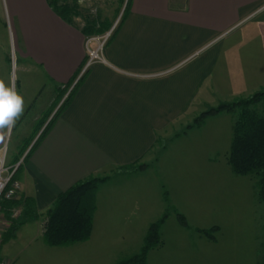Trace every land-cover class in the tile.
Wrapping results in <instances>:
<instances>
[{
    "label": "crops",
    "instance_id": "1",
    "mask_svg": "<svg viewBox=\"0 0 264 264\" xmlns=\"http://www.w3.org/2000/svg\"><path fill=\"white\" fill-rule=\"evenodd\" d=\"M67 1L86 8L99 0ZM5 4L6 10L9 6L15 16L19 56L32 69L23 73L29 71L34 80L41 77L48 82L47 88L42 82L29 98L23 90L19 92L25 101L18 123L27 115L31 103L44 93L42 108L33 116L37 119L33 125L41 124L40 130L68 88L78 80L66 106L52 117L31 151L28 149L36 134L23 140L25 146L16 144L10 151L1 150L0 141L3 166L9 169L15 164L12 179L18 185L16 198L31 197L34 212L38 213L34 218L25 217L21 215L22 206L19 207L14 221L21 223L9 240L18 236L24 221H33L51 206L60 190L83 177L103 176L106 179L93 191L94 210L88 237L68 245H50L55 248V261L50 264H95L87 259L99 249V242L125 235L136 224L139 227L143 215L149 218L147 222L158 218L156 187L141 172L151 167L152 159L160 172L181 160L171 162L165 158L168 142L179 139L180 145L175 147L188 158L198 159L200 148L201 157L204 155L203 142L192 129L207 126V120L220 126L222 118L218 117L220 112H214L205 116L199 126L185 128L195 115L191 108L200 111L211 107L212 102L221 103L212 95L224 88L231 97L264 87V0H128L122 21L98 52L100 60L92 61L84 70L86 37L77 25L82 24L81 14L69 23L47 5V0H5ZM100 20L108 23L105 18ZM7 51L0 50L1 62H6ZM0 71V80L10 85L8 68ZM65 84L68 86L59 96L58 89ZM177 125L184 128L175 131ZM156 136L164 140L163 148L155 142ZM131 162L146 165L130 172L119 170V165ZM179 168L198 173L204 167ZM166 191L169 194V189ZM170 210L173 209L169 206V213ZM5 228H0V237ZM23 229L27 236L39 231ZM195 252L191 248L172 247L165 262L153 263L145 256L144 264H179L168 261L180 259L182 253L185 257ZM196 255L194 258L200 263H195L204 264V253L197 250ZM0 257L10 264H19L18 257H11L5 250ZM32 264L42 263L33 260Z\"/></svg>",
    "mask_w": 264,
    "mask_h": 264
},
{
    "label": "rangeland",
    "instance_id": "2",
    "mask_svg": "<svg viewBox=\"0 0 264 264\" xmlns=\"http://www.w3.org/2000/svg\"><path fill=\"white\" fill-rule=\"evenodd\" d=\"M125 1L99 0L90 7L81 8L78 6V8L81 14L91 13L90 15L98 21L105 18L108 21L105 24L111 26V23L115 19L118 20L119 15L122 13ZM5 5V0H0V50L1 52L8 50L6 62L4 60L3 62L0 61V70L6 66L9 71V83H14L17 92L23 90L24 95L29 98L30 93L36 87H40L42 82L46 83L45 87L47 88L48 82L45 78L41 80V77L34 80V74L29 73V71H32L31 67H27L28 64L25 66V62L20 58L17 47L19 43L17 42L15 16L9 6V11L6 10ZM77 18L79 19L80 16ZM77 25L81 26L80 24ZM92 45L93 43L88 42L89 47H92ZM26 70H29L28 73H23ZM225 78L228 79V77ZM257 90L259 89L249 90L244 94L237 93L230 97L226 93L228 90L224 88L219 92L216 91L212 96L217 99V102H224L225 99L231 101L239 96L245 97ZM24 95L22 97L25 101ZM45 99V94L42 93L39 100L31 103L27 115L21 122L18 123V119H16L14 125L3 130L0 135V137L2 136L0 140L1 150L6 151L7 149V151H10L15 148L16 144L25 146L27 143L23 141L24 139H28L30 135H38L39 128L35 129L38 124L33 125L37 119H34L33 116L38 114ZM55 104H57V101ZM216 104V102H212L210 105L215 106ZM194 108H191V110L195 115L188 122L200 113ZM218 115L222 118L218 122L220 126L207 120L205 122L207 126L202 124L200 128L192 129L197 132L194 135L200 137V142H203L204 155L202 157V148L199 147L201 158L194 159L182 155L184 154L183 151L176 148L180 145L178 143L179 139H177L168 142L165 158H168L171 162L173 159H176V162L181 159L180 161L173 164V167L168 168L166 172L161 171L163 172L161 173L159 166L152 159L151 167L141 172L144 179H151L150 184L156 187L160 206L157 217L161 216L162 209L166 205L165 200L162 199L163 193H165L168 205L173 209L170 210L171 212L164 222L167 226L164 225L159 231L163 244H160L157 249L152 248L151 250L149 248L146 253V259L150 262H165V258L168 256L167 252H170L172 247H186L187 249H195L194 255L183 257L184 253H182L179 256L180 259L170 258L168 262L172 260L174 263L179 264H196L195 261L199 262V260L194 257L197 256V250H200L204 253V264H264V202L258 201L256 195L253 194V184L256 176L254 174L235 175L229 170L225 157H227L228 152L227 146L230 139L233 115L228 111L220 112ZM222 126H224V129H222ZM183 128L182 125H177L175 131ZM189 136L192 137L191 134ZM201 137H204V139H201ZM173 151L175 152L173 153ZM170 153H173L172 156ZM190 165L204 168L199 170L198 173L193 172L194 170L183 171L179 168L181 166L190 167ZM168 189L169 194L166 191ZM173 211L183 214L184 222L187 223L188 227L177 222ZM19 217L22 220L23 217L21 215ZM143 219L142 225L139 224L138 227L135 221V228L132 231H127L125 235L116 238L108 237L102 243L99 242V249L91 255V259H87L88 262L109 264L138 252L140 245H142L143 233L147 223H149L147 222L149 218H146L145 215H143ZM41 222L42 215L40 214L38 218L31 222L24 221L16 238L11 240L1 238L0 254L5 250L11 257L15 255L19 259V264H32L33 260L42 264H50L55 261V252H53L55 250H52L55 248L46 245L41 240V229L39 228ZM213 225L217 227L216 230L210 232L213 234L214 240H210L195 231L196 227L210 228ZM28 227L31 229L36 228L39 231H32L30 236H27L22 230H24L23 228L28 229ZM176 229L179 230L176 231ZM28 238L31 243L29 246ZM187 251L189 252V250ZM13 264L18 263L13 261Z\"/></svg>",
    "mask_w": 264,
    "mask_h": 264
},
{
    "label": "trees",
    "instance_id": "3",
    "mask_svg": "<svg viewBox=\"0 0 264 264\" xmlns=\"http://www.w3.org/2000/svg\"><path fill=\"white\" fill-rule=\"evenodd\" d=\"M126 1L124 2L123 11L126 8ZM47 3L48 6L55 10L61 19L67 20L69 23L72 17L81 14L77 4L73 1L47 0ZM123 11L118 17V23L112 27L109 39L112 33H114L115 27L118 26L119 22L123 19ZM90 14L91 13L86 12L80 15L82 24L79 27V31H81L84 37L91 34H100L110 26L106 25L102 20L98 21ZM77 84L78 80L67 90L66 96L57 104L53 114H51L48 121L40 128L38 136L32 140L28 151H31L37 139L43 135L52 117L66 106ZM67 86L68 84H65L64 87L58 89L59 96H62ZM225 111L233 115V119L231 120L230 139L227 146L228 152L227 157H225L229 165V170L235 175L254 174L256 179H254L253 194L256 195L258 201L264 202V87H260L259 90L245 97L239 96L231 101L226 100L215 106L200 110L199 115L192 119L185 128H188L190 125L199 126L205 116L213 114L214 112ZM40 126L41 124L36 126L35 129H38ZM155 142L158 144L159 148L165 146L164 140L157 136L155 137ZM145 165L146 163L131 162L129 165H119L118 168L122 172H130V170L135 171L142 169ZM12 176H10L11 179ZM105 179L106 177H99L97 175L88 176L86 178L83 177L81 180L75 183L73 182L69 187L57 193L51 202V206L49 205L45 211L40 213L42 215V222L40 224L42 228L41 238L46 245H68L74 241H84V239L88 237L91 231V213L92 210H94V202H92L94 187ZM162 198L165 201L167 200L165 199V193H163ZM12 206H22L21 215L23 214L25 217L34 218V216L38 215V213L34 212L35 210L33 209L31 197L23 196L21 198L12 197L9 199H1V215L4 218H8V213ZM168 213L169 206L163 209V213L156 218V220L147 223L148 225L143 233L142 245H140L138 252L133 253V255L129 257H123L114 264H144V257L148 249L161 244V237L158 235V231L162 220L168 216ZM174 213L177 222L187 226V223L184 222L183 214L175 211ZM20 223V221H14V219H12L10 224L6 226L5 231L1 234L0 239L7 240L10 236H13L16 227ZM216 229V226H211L205 229L196 228V231L198 234L210 240H214V236L210 232Z\"/></svg>",
    "mask_w": 264,
    "mask_h": 264
},
{
    "label": "built area",
    "instance_id": "4",
    "mask_svg": "<svg viewBox=\"0 0 264 264\" xmlns=\"http://www.w3.org/2000/svg\"><path fill=\"white\" fill-rule=\"evenodd\" d=\"M117 22L118 20L115 19L112 22L111 26H109L106 30L102 31L100 34H96V35L91 34L84 39L83 44H85V49H86L85 52L86 60H85V64L82 66L83 68L82 70H84L87 67V65H89V63H91L92 61L100 60L98 52L101 50L102 46L104 45V42L107 39H109L112 32V27L115 26ZM88 42L93 43L92 47L88 46ZM3 164H4V158L2 157V155H0V200L16 197V194L14 192L18 187L17 182L10 178V176H12L13 171L15 169L14 168L15 164L11 165L9 169H6L3 166ZM19 213H20L19 207L12 206L8 213V218H3L1 216V207H0V228L9 225L10 221L12 219L15 220ZM0 264H10V263L6 259H3V257H0Z\"/></svg>",
    "mask_w": 264,
    "mask_h": 264
},
{
    "label": "clouds",
    "instance_id": "5",
    "mask_svg": "<svg viewBox=\"0 0 264 264\" xmlns=\"http://www.w3.org/2000/svg\"><path fill=\"white\" fill-rule=\"evenodd\" d=\"M23 107V97L17 92L14 83L7 85L4 80H0V134L5 128L14 125Z\"/></svg>",
    "mask_w": 264,
    "mask_h": 264
}]
</instances>
